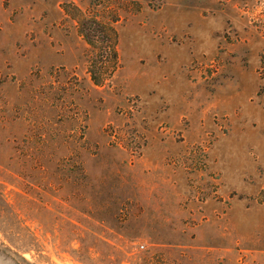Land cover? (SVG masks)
<instances>
[{
	"label": "rangeland",
	"instance_id": "374dc122",
	"mask_svg": "<svg viewBox=\"0 0 264 264\" xmlns=\"http://www.w3.org/2000/svg\"><path fill=\"white\" fill-rule=\"evenodd\" d=\"M0 264H264V0H0Z\"/></svg>",
	"mask_w": 264,
	"mask_h": 264
}]
</instances>
